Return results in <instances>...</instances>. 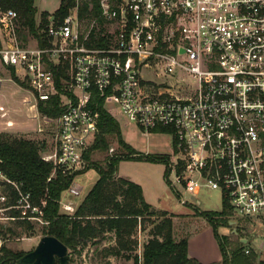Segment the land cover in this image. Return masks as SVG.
Returning a JSON list of instances; mask_svg holds the SVG:
<instances>
[{
    "label": "built area",
    "instance_id": "2783aa9c",
    "mask_svg": "<svg viewBox=\"0 0 264 264\" xmlns=\"http://www.w3.org/2000/svg\"><path fill=\"white\" fill-rule=\"evenodd\" d=\"M80 3L91 11L92 0H75L62 20H49L44 46L27 32L24 40L18 14L0 7V68L25 84L36 112L52 97L60 109L42 116L52 126L41 153L53 166L47 182L85 167L98 101L112 102L142 134L169 137V186L194 207L201 191L217 192L244 253L264 261V0H99L97 17L79 16ZM54 71L65 74L59 88ZM0 178V214L46 225L45 202ZM60 209L71 216L76 206L61 200Z\"/></svg>",
    "mask_w": 264,
    "mask_h": 264
},
{
    "label": "trees",
    "instance_id": "16d2710c",
    "mask_svg": "<svg viewBox=\"0 0 264 264\" xmlns=\"http://www.w3.org/2000/svg\"><path fill=\"white\" fill-rule=\"evenodd\" d=\"M99 0H92V9L87 11L85 3L79 5V16L99 15ZM75 6V0H60L58 9L52 14L54 23L62 20ZM2 9L14 10L20 19V35L25 40L26 32L36 39L39 46H44L45 30L50 23V16L43 12L40 21L36 23L37 10L34 0H0ZM99 44V43H97ZM91 44H89L90 46ZM10 79L17 85L27 88L9 71ZM63 72L54 71L55 85L60 87ZM41 116L55 119L60 114L57 108V98L51 100L43 107L37 106ZM96 112L98 114V132L92 144L83 155L86 162L84 171L73 174H62L55 171L50 181L47 179L53 171L51 163L41 159V153L46 151L44 142H36L22 137H15L6 133L0 134V172L11 181L20 184L24 192H28L34 204L44 201L42 209L43 220L47 223L41 226L42 236H51L62 243L67 251L79 253L88 244H94L102 240L105 234H112L115 240L114 246H109L100 251L102 257H122L125 253H132V236L137 227L150 222L155 217L160 219L154 223L149 238L143 243L141 255L132 257V264H204L189 256L187 241L175 240L173 233V216H167L166 212L155 211L148 205L139 185L117 177V164L121 160H137L148 162H166L167 155H138L134 149L127 145L120 135L118 122L103 108V102L98 101ZM162 130H154L159 133ZM116 145V153L107 155L110 144ZM104 154L102 163L93 161V153ZM95 169L98 179L93 187L76 207L74 214L66 215L60 210V201L67 192L74 179L79 174ZM168 167L164 179L168 184ZM10 195L14 192L6 187ZM14 197L9 201L11 204ZM16 215L17 213L12 212ZM197 215L204 218L213 228L214 237L217 241L221 261L218 264H264L263 260H257L254 251L245 254L242 243L237 236L232 235L234 240L221 239L217 229L223 224H228L231 212L226 202H223L220 212ZM15 224L25 230H33L34 225L25 220H17ZM1 233V232H0ZM23 253H13L10 250L0 248V264H14ZM69 263V260H68ZM58 264V263H56ZM215 264V263H212Z\"/></svg>",
    "mask_w": 264,
    "mask_h": 264
},
{
    "label": "rangeland",
    "instance_id": "374dc122",
    "mask_svg": "<svg viewBox=\"0 0 264 264\" xmlns=\"http://www.w3.org/2000/svg\"><path fill=\"white\" fill-rule=\"evenodd\" d=\"M59 2L60 0H34V6L37 10L36 23H39L40 14L43 12L52 17V14L58 9ZM30 38L33 39L34 37ZM0 79H2L0 82V134L6 133L36 142L42 141L45 143L46 152H48L51 148L52 126L43 122V117L38 111L29 110V104L23 103L24 99L31 101V96L24 87L17 85L10 79L8 71L0 68ZM104 108L118 122L122 140L134 149L138 155L161 154L169 157L171 144L168 136L156 133L142 134L135 125L127 123L117 105L112 102L106 103ZM32 116L36 117L32 118ZM8 119L13 120L14 125L10 124L11 121ZM40 125L43 129L41 133L36 131ZM109 149H112V152L108 151L107 155L111 156L116 153L114 143L110 144ZM103 157L104 154L95 152L92 154L91 159L102 163ZM167 167L166 162L154 163L126 159L118 162L116 174L122 179L139 185L145 202L153 210L166 212L167 216H173L174 238L177 241L180 239L187 241L189 256L204 264L220 263L221 255L213 228L204 218L197 215L200 212H220L221 199L219 194L214 191H201L196 197L199 206L194 207L193 204H190L189 195L185 194L180 186L175 185L172 188L167 185L164 179ZM85 168L86 162L81 171H84ZM173 176L174 174H170L168 177L172 180ZM97 179L98 173L95 169H89L79 174L73 181V184L79 188L78 196L72 195L70 197L65 193L62 201H71L77 207ZM1 181L2 178H0ZM179 195L187 201L186 204H180ZM0 217L3 218L0 219V248L4 247L13 253L26 254L31 252L39 239L43 237L42 225L38 222L32 223L34 225L33 230H25L15 222L8 221L1 214ZM159 220L153 217L150 222L137 227L132 236V241L135 242L132 245V253H125V256L122 257H101L99 255L100 251L109 246H114L115 243L112 234H105L102 240L94 244H88L79 253L68 251L66 264H132V257L127 258L126 256L141 255L143 243L149 238L154 223ZM231 230L232 228L228 224H223L218 227L217 234L221 239L231 241L234 240Z\"/></svg>",
    "mask_w": 264,
    "mask_h": 264
},
{
    "label": "water",
    "instance_id": "95a60500",
    "mask_svg": "<svg viewBox=\"0 0 264 264\" xmlns=\"http://www.w3.org/2000/svg\"><path fill=\"white\" fill-rule=\"evenodd\" d=\"M53 16L50 21L53 20ZM228 226L232 227L231 234L237 235L236 221H229ZM246 244V240L240 241ZM68 251L67 248L60 243L56 238L51 236H43L39 239L35 248L24 254L14 264H66Z\"/></svg>",
    "mask_w": 264,
    "mask_h": 264
},
{
    "label": "crops",
    "instance_id": "0c3cea01",
    "mask_svg": "<svg viewBox=\"0 0 264 264\" xmlns=\"http://www.w3.org/2000/svg\"><path fill=\"white\" fill-rule=\"evenodd\" d=\"M50 18H51V17H50ZM4 71H5V70H4ZM1 81H2V79H0V82H1ZM24 90H25V89H24ZM26 91H27V90H26ZM23 103L29 104V105H28V109L31 110V111H33V108L30 107V104L32 103V99H31V101H27V100L24 99ZM5 111H6V109H5ZM5 115H6V113H5ZM32 118H34V116H32ZM8 120L11 121L10 119H8ZM0 123H1V122H0ZM7 123H8V122H7ZM10 124H13V125H14L13 120L11 121ZM35 130H36V128H35ZM37 130H38V129H37ZM37 130H36V131H37ZM116 176L119 177L118 175H116ZM142 193H143V192H142Z\"/></svg>",
    "mask_w": 264,
    "mask_h": 264
}]
</instances>
